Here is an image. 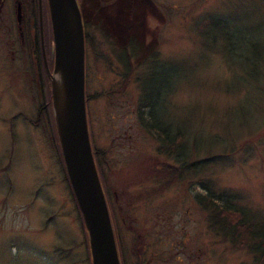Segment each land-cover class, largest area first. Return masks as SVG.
Here are the masks:
<instances>
[{
    "label": "rangeland",
    "instance_id": "374dc122",
    "mask_svg": "<svg viewBox=\"0 0 264 264\" xmlns=\"http://www.w3.org/2000/svg\"><path fill=\"white\" fill-rule=\"evenodd\" d=\"M3 1L0 264H85L81 227L48 124L44 119L37 127L29 122L36 120L42 100L38 84L31 81L35 65L29 62L30 44L25 40L21 46L18 41L11 11L15 1ZM150 1L135 0V14L126 12L130 0H89L84 7L85 18L92 21L88 36L95 38L87 47L86 109L95 149H103L110 164L108 168L101 161L107 191L113 196V191L121 195L119 191L126 190L119 199L126 206L137 202L139 232H150L152 212H166L173 214L167 220L173 223L166 229L170 235L188 232L211 238L209 248L219 258L210 264H259V253L251 248L215 237L208 212L190 196L205 195L207 182L220 205L234 199L237 207L249 208L258 222H264V0ZM94 6L102 10L99 17ZM120 15L132 17L135 40L142 47L130 57L131 74L126 77L111 45L126 38ZM217 18L234 26L229 42L213 22ZM97 21L108 27L101 32ZM147 53L156 58L163 75L172 72L173 89L167 98L160 96L164 105L158 108L160 117L175 126L170 127L172 133L182 130V156L190 164L211 161L203 164L208 167L204 171L185 172L179 182L159 173L161 165L150 160L172 163L166 153L159 154L153 131L136 119L137 77L147 72ZM63 248L59 255L57 250Z\"/></svg>",
    "mask_w": 264,
    "mask_h": 264
},
{
    "label": "water",
    "instance_id": "95a60500",
    "mask_svg": "<svg viewBox=\"0 0 264 264\" xmlns=\"http://www.w3.org/2000/svg\"><path fill=\"white\" fill-rule=\"evenodd\" d=\"M50 21L52 67L45 58L41 10L39 41L42 61L48 75L51 113L64 173L85 226L90 264H119L99 175L96 172L85 111V39L77 0H46ZM20 4L14 6L15 21L21 24Z\"/></svg>",
    "mask_w": 264,
    "mask_h": 264
},
{
    "label": "trees",
    "instance_id": "16d2710c",
    "mask_svg": "<svg viewBox=\"0 0 264 264\" xmlns=\"http://www.w3.org/2000/svg\"><path fill=\"white\" fill-rule=\"evenodd\" d=\"M84 3V0H78V7L81 6ZM80 8V7H79ZM35 10V7H34ZM36 10L34 15H29L27 17V19H31L33 20L32 23H26L25 26L22 25L23 31H24V36L28 37L30 39V41L32 40V33L34 34V39L33 41H31L30 43V47H29V52H30V58H29V62H32L33 65H35V74H34V78L33 80L31 79L32 82H36L38 84V89H39V93H41L42 96V100H41V105H38V109L36 110V114H37V118L35 121H30V124L34 125L37 127V123L39 122L40 119H44L46 121V123L48 124V131L51 134V139L50 142L52 144L53 147V151L54 154L57 157V163L60 164L61 166V172L62 175L64 176V183L68 188V193L69 195H71L72 198V203L75 206L76 209V215L78 217V223L79 226L81 227V235L83 236L84 242H83V246L85 247V251H84V255L85 257V264H90L91 262V258L89 256V246H87V236H86V229L85 226L82 224V218L81 215H79V210L77 205H75V198L74 195H72L71 193V189L70 186L67 183V177L66 174L64 173V164H62V156L59 152V144L57 143V135L54 131L55 126L53 123V115L51 113V108H52V103H51V93L49 92V87L50 84L48 82V75L44 70V64L43 62H41V57H42V52L40 51V47H41V43L39 41V31H38V20H36ZM218 17H222V16H218ZM212 18V16L208 17V20ZM213 22L216 23V25L220 28H222L223 32H225L222 35L226 36V40L223 38V40L225 42H229V38L234 36L232 35L230 32H234L232 30H230V27H234L232 24H228L227 21L223 20L222 18H217L216 20H214ZM24 26V27H23ZM44 28V25H43ZM22 30V29H21ZM44 30V29H43ZM230 30V31H229ZM234 30V29H233ZM22 31V32H23ZM45 32V30H44ZM28 33H31L30 35ZM230 33V35H229ZM25 37H24V41H25ZM87 38V39H86ZM85 42L88 41L91 42V44L94 43V38H91L90 36H88L87 32L84 36ZM228 40V41H227ZM45 41V39H44ZM93 41V42H92ZM88 43V42H87ZM90 44V45H91ZM52 45V40H50L48 43L47 41H45V51H46V58L47 61L49 63V66H52V60L49 58L50 57V51H49V46ZM91 48V46H89ZM114 49V48H113ZM119 49V50H118ZM115 52L116 51H120L121 53L123 52L119 47H116V49H114ZM123 60V61H122ZM125 59L123 58H118V61L121 62V65L124 66V68H127V73L125 74V76L128 75V73H130L131 69L129 68V63L124 62ZM157 60L155 57H151V60H149L148 64L146 65V73H141V75H139L137 78L139 80L138 83V88H140V92L137 96V104L135 106L136 109V119L138 120L139 124L144 127V129H147L148 131H153L152 133L154 138L156 139L158 145L157 147H159L160 151L159 154H163L166 153L167 156L172 159V163L170 162H164V161H160L159 159H156V157H152L150 160L153 161L154 163H157L159 165H161L162 167V171H160L159 173H163L165 172L167 174V176H170V180L174 181V180H178V182L181 180L182 175L185 174V172H195V170L197 168H199L201 171H204L205 168H208L206 166H204L203 164H205V162L209 163L211 161H207L206 158L204 159H200L199 161L196 160L193 163H188V159H186L184 157L183 151L180 149H183L181 144L183 142H181L182 140V130L177 129V132L175 131L174 133H172L173 131H171L172 126H174L172 124V122L170 123L168 120H165V118L160 117V113H161V109L158 108V104L159 105H164L163 100H161L163 98H167L166 95H168L172 89V80H173V76H172V72L169 73V75L167 76V74L163 75L162 73V68L161 70L159 69L158 64L156 63ZM156 63V67L152 66ZM85 70V69H84ZM85 70V74H86ZM131 74V73H130ZM128 78V77H127ZM85 80V78H84ZM85 86H86V80H85ZM85 86H84V90H85ZM161 96V97H160ZM84 100L86 101V107H87V102H88V94H86L85 91V97ZM85 107V111H87ZM155 109H156V113H155ZM154 110V111H153ZM89 111H87V117H86V122H88V132L90 134V142L92 144V152L94 155V163L96 165V172L99 175V182L102 185V191L105 194V202L107 204V211L108 214L110 215V219L115 215L114 213V202H115V197L110 195V193H108V189L105 183V175L103 173V166H102V162H105L107 164V167L109 168L110 164L107 160H105L106 158V152H104V150H100L98 151L97 149H95L94 146V142L92 141V132H91V122L89 121ZM175 127V126H174ZM186 159V160H185ZM210 160H213V158H210ZM203 165V166H202ZM199 166V167H198ZM121 168V167H120ZM115 171V172H120L119 168H111L110 170ZM154 171H157L156 169H154ZM158 173V171H157ZM197 173H198V169H197ZM206 181V180H205ZM204 181V182H205ZM167 183V181L165 182V184ZM207 182L201 183L204 184V188H207V192L205 195H199L197 194V198L195 199V201L199 202L201 209H203L204 211L208 212L207 216L209 219V227L212 229V231H214V233H221L222 237L224 239H232L233 242L238 241V243H242L243 245L247 246L248 248H251V250L254 253H259V264H264V222L261 221H257L251 214V212L247 209L249 208H245V207H241V205L238 204V207L236 206L237 202L236 200L232 201H226L225 203L221 204L218 203L216 200V198H214V192H210V188L209 186L206 185ZM169 185V182H168ZM52 218V216H51ZM111 220V221H112ZM110 221V222H111ZM57 250V249H56ZM64 248L63 249H58L57 252H59V255H61L62 251L64 252ZM71 249L66 250V252H70Z\"/></svg>",
    "mask_w": 264,
    "mask_h": 264
},
{
    "label": "flooded vegetation",
    "instance_id": "af4514ba",
    "mask_svg": "<svg viewBox=\"0 0 264 264\" xmlns=\"http://www.w3.org/2000/svg\"><path fill=\"white\" fill-rule=\"evenodd\" d=\"M14 4L12 6V14L15 15L16 17V11L14 6H17V4H20V11L22 13L21 16V24H17L16 22V27H15V32L17 34L18 41L20 42V45L22 46L24 44V31L22 28V25L25 26L26 23H32L33 20L27 19V17L30 15H34L35 10L37 13L36 20H38V17L40 16L39 11L41 10V20H42V30H43V37L42 41H47V43L51 40V30L49 28L50 26V21L48 20V9H47V1L46 0H14ZM78 1V0H77ZM131 3L128 5V10L126 11L128 14H135L137 9L135 5V0H130ZM144 1H149L150 0H144ZM4 1L0 0V7L3 6ZM89 0H84V3L82 4V7H80L81 10V18L83 21L82 28L84 29V35L89 34L88 32V27L89 24H92V21L89 19L85 18V6H88ZM35 7V10H34ZM95 9L93 13H95L96 17H99L101 13V9L99 7L94 6ZM40 9V10H39ZM98 12V14H97ZM92 13V14H93ZM123 17L122 19L120 18L119 22L123 23L127 28L126 32V38L124 43H119L117 41L111 43L112 47L116 49V47H119L123 52L121 53L120 51H114L115 54L114 56L117 58H123L126 60V62L129 63V68L131 67V59L130 57L135 56L136 50L139 52L138 48L141 46L139 45L140 43L135 40L137 37L135 36V32L132 30L131 26V19L127 15H120ZM14 17V18H15ZM102 22V21H101ZM101 22L96 23V27L101 29V32H103V27H108L106 24H102ZM39 26H40V21L38 20ZM44 25V28H43ZM23 26V27H24ZM39 26H38V31H39ZM22 29V30H21ZM23 31V32H22ZM32 33V40L34 39V34ZM31 33H28L29 35ZM40 33V31H39ZM134 33V36H133ZM40 36V35H39ZM38 36V37H39ZM114 36V34H113ZM116 35L115 37H117ZM92 38V37H91ZM119 38V37H118ZM87 39V38H86ZM95 39V38H94ZM111 40V38H109ZM26 42H29L31 44L30 39L28 37H25ZM45 41H44V46H45ZM34 42V41H33ZM88 42V43H87ZM85 42L84 49H85V66L84 69L86 70V65H87V59L86 55L88 54V49L89 45L91 42L88 41ZM93 42V41H92ZM44 51H45V47ZM52 46V45H51ZM142 48V47H141ZM144 48V46H143ZM50 49V46H49ZM119 50V49H118ZM46 52V51H45ZM148 58L150 59L152 56L150 53H147ZM46 58V57H45ZM51 60V52H50V57ZM124 60V62H125ZM47 61V58H46ZM123 61V60H122ZM48 62V61H47ZM49 66V63H48ZM52 67V66H51ZM124 68V66H122ZM50 70V66L48 67ZM125 72H127V68H124ZM131 69V68H130ZM86 74L85 76L87 75ZM126 74V73H125ZM129 74V73H128ZM84 76V78H85ZM128 76V75H127ZM126 77V76H125ZM129 79V77H128ZM102 186V185H101ZM122 192L127 193L126 190H121L119 193H116L113 191V196L115 197V202H114V217L113 220L111 218V224H112V232L114 234L115 238V245L117 247V255L119 257V264H210L211 260H214V258H219L215 254V251L209 246L210 242L212 241L211 238L201 234L198 235H191L188 232L187 233H179L177 236L170 235L169 232L166 231L167 228H170L173 223L168 222L171 216H169V213H159V212H152L151 215H154L152 217L151 222V230L147 234L143 233V231L139 232L138 230V223L137 221V215L136 212H134L135 208L137 207V202H128L127 206L125 205V201L121 203L119 199H122ZM196 193L194 195L190 196V199L194 201L195 203L199 204V202L195 201L197 198ZM187 196V195H186ZM138 199V197H136ZM168 216L166 219L163 217ZM169 218V219H168ZM126 219L127 222H126ZM169 225V227H168ZM210 225V224H209ZM208 225V227H209ZM175 226V225H174ZM210 228V227H209ZM211 229V228H210ZM183 230V228H181ZM214 232V231H213ZM215 237L221 236V233H214ZM205 237V239H202V237ZM208 238V239H207ZM222 239H224L222 237ZM228 240V239H225ZM204 242H207L206 244ZM212 246V245H211Z\"/></svg>",
    "mask_w": 264,
    "mask_h": 264
}]
</instances>
